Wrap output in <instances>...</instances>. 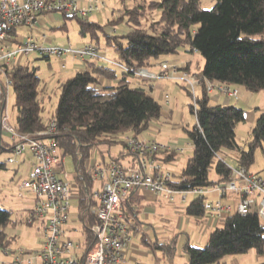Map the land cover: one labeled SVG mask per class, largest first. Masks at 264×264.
Here are the masks:
<instances>
[{"label": "trees", "instance_id": "1", "mask_svg": "<svg viewBox=\"0 0 264 264\" xmlns=\"http://www.w3.org/2000/svg\"><path fill=\"white\" fill-rule=\"evenodd\" d=\"M123 14L127 15L128 30L105 33V43L115 55L110 59L123 67L97 59L80 63L72 75L58 84L57 100L46 120L41 114L44 88L40 87L36 68L21 63L5 68L6 76L12 80L15 97L13 125L23 132H34L44 129L47 120L53 117L59 130L55 138L61 154L71 155L76 162L78 144L83 153L76 166L80 175L75 179L79 183L82 180L89 182L85 162L94 145L121 142L124 147L120 135L141 134L151 120L159 117L160 103L150 94L147 81L136 77L134 71L139 67L148 68L151 60L162 54L177 53L181 47L189 46L186 51H194L203 58V64L196 72L198 75L217 82L243 85L251 92L264 91V0H214L209 8H203L200 0H144L125 8ZM145 17L148 22L143 24ZM121 19L122 15L108 24L114 25ZM67 20H75L79 34L89 36L90 42L97 45L99 32L103 30L101 25L86 18ZM57 28L66 29V24ZM103 79L115 83L106 84ZM195 108L194 112L191 104L195 122L184 129L192 153L179 174H175L177 178L186 177L187 181L175 183V188L206 186L228 178L227 151L232 153L234 165L246 169L254 162L256 148L261 149L264 157V109L257 114L248 139L240 145L236 127L245 120L243 108L233 104H211L204 90L197 95ZM1 112L0 103V118ZM10 149L11 144L3 139L0 131V154ZM217 154L224 161L216 159ZM174 157L173 152L158 154L163 161ZM114 160L119 162L118 157ZM134 162L132 156L131 163ZM4 169L6 162L0 160V171ZM211 172L214 178H211ZM127 201L129 203V199ZM77 204L83 209L85 198L81 196ZM184 213L192 217L204 216L202 198L193 197ZM93 222L91 217L90 224ZM10 223L11 212L0 207V251L12 242L6 232ZM88 224L83 226L89 239L87 248L91 242ZM172 242H156L155 246L171 251ZM250 249L258 255L264 254V222L252 212H234L220 219L202 246L189 241L182 245L187 258L185 264H219L226 255L246 253Z\"/></svg>", "mask_w": 264, "mask_h": 264}, {"label": "built area", "instance_id": "2", "mask_svg": "<svg viewBox=\"0 0 264 264\" xmlns=\"http://www.w3.org/2000/svg\"><path fill=\"white\" fill-rule=\"evenodd\" d=\"M105 8L104 0H0V131L11 144L7 162L30 160L24 178L17 185V196L23 198L31 194L28 197L31 204L25 209L24 218L27 224L38 223L43 228L41 248L35 251L41 264H123L125 249L134 233L141 231L138 218L127 200L133 192L142 189L167 201L177 194L183 200L201 197L205 215L195 217L198 221L220 220L234 212H252L264 222V174L229 165L230 175L220 182L177 189L174 184L187 181V178H177L175 174L179 173L166 166L158 154L165 151L180 156L184 152L183 146L160 144L141 134L128 133L122 136L123 151L134 156L135 162L98 161L97 150L92 149L85 162L89 182L82 180L79 183L75 179L80 175L76 166L83 153L78 144L75 170L68 179L64 170L65 155L61 154L55 138L59 130L53 117L47 120L44 129L34 132L20 131L9 122L6 103L12 80L6 76L5 68L19 64L24 56L35 54L57 58L61 69L67 68L69 58L79 63L97 59L123 67L108 58L94 43L77 47L46 44L33 34L22 36L17 30L20 27L33 29L41 13L55 12L66 19H74L86 18L88 14ZM111 31L115 32V29ZM158 66V71L139 67L134 75L142 81L170 78L181 82L194 99V112L197 89L206 93L217 90L228 96L239 95L237 89H230L226 83L200 76L178 63L160 61ZM163 100L167 102L169 95L165 94ZM216 159L223 160L220 154ZM81 196L85 198L83 209L77 204ZM71 200L76 202V219L70 216ZM91 217L94 222L90 224ZM85 224H88L91 235L88 248ZM15 260L19 261L20 256ZM133 264L142 263L134 261Z\"/></svg>", "mask_w": 264, "mask_h": 264}, {"label": "rangeland", "instance_id": "3", "mask_svg": "<svg viewBox=\"0 0 264 264\" xmlns=\"http://www.w3.org/2000/svg\"><path fill=\"white\" fill-rule=\"evenodd\" d=\"M106 2V8L104 10H101L99 12H93L88 14L86 19L88 21L96 22L103 28L102 31L99 32V42H97V45L100 47V50L108 55H112V49L109 45L105 43V33L107 35H110L112 33L111 30L113 29H120L121 30H128L127 24L125 22L127 15L123 14L125 8H131L133 7L137 2H142L144 0H104ZM148 1V0H145ZM214 0H200V5L203 8H209L213 5ZM122 15L123 19H121L118 23H115L114 25H109L108 22L112 19H118ZM40 16V15H39ZM42 17V16H40ZM158 15H156L157 17ZM63 20V19H62ZM148 22V18L145 17L143 20V24ZM62 23L66 24V29H63L64 37L68 35L69 40L73 41V38H77L79 40L84 41H92L89 36H82L79 34L77 30V23L75 20H65L64 22L58 21L55 24L53 23V26H58ZM43 31L45 34H47L48 37L55 36L58 32L60 34V31L58 28L55 29H49L46 26H42ZM19 32L26 36L28 34H33L34 30L20 27ZM120 33V32H119ZM67 39V37H66ZM70 42V41H69ZM94 42V41H93ZM68 43V42H67ZM72 46H76L77 44L68 43ZM189 48V46L181 47L178 49L177 53H167L162 54L158 58H155L154 60H159L161 58L166 59H179L182 56H187L188 59L191 58L190 61V68L192 71H197L200 66L203 63V58L200 54L195 52L186 51ZM108 57V56H107ZM109 58V57H108ZM70 60V59H69ZM21 64H27L29 67H35L37 70V73L40 76V87L44 88V93L42 96V103L44 106V109L42 110L41 114L43 118L46 120L52 113L53 108L55 106V102L57 100V94H58V84L61 82V80H64L66 77L72 75L75 70L73 69L71 63L67 62V68L61 69L58 66V60L57 58L50 57L48 59L44 58H38L37 55L31 54L28 56L22 57L20 60ZM163 84H164V90L168 93L169 96H171V99L173 100L175 97L178 98V95H181L185 99L184 107L186 110V123H188V126H191L195 122V115L191 112V104H194V99L191 94H189L187 88L179 81H175L170 78H159ZM132 84L134 83L131 81ZM135 84V83H134ZM200 90L197 89L196 94L199 95ZM195 94V96H196ZM180 99V98H178ZM14 93L12 88H9L8 90V96H7V111L9 115V122L14 123L16 110L14 107ZM213 103V101H211ZM243 108L246 110L252 109L256 110V112H259L264 109V91H254L252 92V98L249 100V103L246 105H243ZM258 114V113H257ZM252 127V122H249L248 120L241 122L236 127V139L237 142L240 145H243L245 140L248 139L250 130ZM184 133L183 130H180V134ZM182 135V134H181ZM3 139L5 138V135H2ZM121 137V135H120ZM114 149L113 151L117 149H122V146L119 142H113ZM184 152L180 155L183 160H185L188 156L192 153V145L190 141H187V143L183 144ZM107 145L104 143H98L94 145L93 150H98L97 154V160L98 161H104L105 163L110 161V156L108 152L106 151ZM81 151V149H80ZM10 155V151L3 152L0 154V160L6 162V169L0 171V207L4 209H8L11 212V219L12 223H10L6 227V232L8 235L12 238L11 246L13 248H26L28 253H32V255L35 253L36 250H39L41 248V240L43 238V228L38 223H33L32 225H29L25 222V206L29 205V198L31 197V194L25 195L23 198H19L17 196V185L19 182L24 178L25 173L29 167L30 160L25 159L22 162H15V163H9L6 161L7 157ZM232 153L227 151L225 153L226 161L229 165H234V161L232 159ZM21 158V157H19ZM64 170L67 172L69 177L74 173V160L71 155H65L64 156ZM250 171L258 172L260 174H264V157L261 152L260 148H256L254 153V162L250 166ZM211 178H214V174L211 172L210 174ZM62 177H64L62 175ZM65 178V177H64ZM191 200V197H187L184 203H181L178 199L175 200V205L183 206V208L189 203ZM76 202L74 200H71V213L70 216L73 219H76L78 216L75 210L73 209ZM178 209V208H177ZM176 208H172L168 213H175L181 212L184 213V210H177ZM156 213H161L160 211ZM167 213V212H166ZM184 217L191 219V216L184 215ZM166 221L159 219H153L151 218L148 221H144V219L139 217V221L142 222L143 228L146 230L145 234L147 235V238L149 241H154L155 237L158 239H172L173 240V253L171 254V257L173 258V262L175 264H181L182 261H187V258L182 250V245L186 240H189L190 243L193 241H197L194 244H201V246L206 243L208 235H205L206 241H200L199 239L194 237V234L197 233V229L200 228V225L196 227L195 224H192L193 221L191 220L190 223L186 224L185 220L182 224V229L174 230V233H170V229L168 228L169 225L175 224V221L177 222V218L173 216H166ZM137 239L134 237V240L138 242L140 245V249L147 252L145 256L139 257V260L143 264H158L160 261V264H170L169 263V257L168 254L164 249L156 248L154 252L152 251L151 246L148 244L149 242L145 241L146 237L143 234V232L139 231L137 232ZM136 235V233H134ZM158 256V261L156 262V256ZM264 262V254L258 255L255 253L253 249L248 250L246 253H240L235 255H226L224 256L219 264H260ZM216 264V263H214Z\"/></svg>", "mask_w": 264, "mask_h": 264}, {"label": "crops", "instance_id": "4", "mask_svg": "<svg viewBox=\"0 0 264 264\" xmlns=\"http://www.w3.org/2000/svg\"><path fill=\"white\" fill-rule=\"evenodd\" d=\"M40 16H42V17H40ZM40 16H39L40 18H37V23H36L35 27L32 29V30H34V33L36 34L35 37L37 38L38 41H42L46 44H56V45H61V46L71 45L68 43L77 44L74 47L81 46L85 43H91L89 41L79 40L77 38H73L74 40L71 41V40H69L68 35L64 37L63 31H62L63 29H60V28H58V30L60 31V34L58 32H56L57 34L55 36L48 37L47 34L44 33L42 26H46L49 29H55L59 25L53 26L52 25L53 23L55 24L58 21L64 22L65 20L63 19V17L59 13H55V12L41 13ZM77 30H78V25H77ZM115 31H116V33L117 32L123 33L125 30L120 31V29H115ZM17 32L20 35H22L19 32V29L17 30ZM22 36H24V35H22ZM66 37H67V39H66ZM107 56L109 58H114L115 55L114 54H112V55L107 54ZM166 58H168V57L165 56V58H161V59L156 60V61L151 60L150 65L147 67L153 71H158L159 70V66H158L159 62L160 61H168V62L178 63V64L184 66L185 68H187L191 72H198V70H199V69L197 71L191 70L190 61H191L192 56L190 59H188L187 56H182L179 59H172V60L171 59L168 60ZM69 59H67V62L69 61L71 63L74 70L76 69V67L80 66V63L78 61L71 60V59L69 60ZM159 80H161V79H156L153 81H147L146 83H147L148 89L150 90V94L160 103V106H161L160 115L157 119H153L149 122L147 129L144 130L141 133V135H143L148 140H154L160 144L183 145V144L187 143V141H190L189 138L187 137L186 133H185V130H184L188 124V123H186V120H185L186 119V110L184 107L185 99L183 96L178 95V98H180V99L175 97L172 100L171 96H169V100L167 102H165L163 100V97L165 94H168V93L164 90V84ZM103 82L106 84L115 83V81L113 82L112 80H105V79H103ZM226 85L230 89H237L239 95L237 97L228 96L222 92L214 90V91L208 93L209 102L211 104H216V103L233 104V105H236L238 107L243 108L242 104L246 105L249 103V100L252 98V92L249 91L245 86L234 85V84H229V83H226ZM199 92H201V90ZM211 101H213V103ZM244 111H245V120L244 121L248 120L249 122H252V125H253L254 120L257 116V113H259V112H256V110H252V109H249V110L244 109ZM181 129L184 132V133H181L182 135L180 134ZM121 137H120V139H121ZM119 143L121 144V142H119ZM112 144L113 143H111L110 145H107V148H106V151L108 152V154L110 156V160H114L115 158L118 157L119 162H121L123 164H131L132 156L126 154L123 151V147H122V149L116 148L113 151L114 145H112ZM96 152H97V154L99 153L98 150ZM119 153H121L120 156H119ZM188 158H189V156L185 160H183L181 156H176L173 159L164 160V162H165V165L168 166L170 169H172L176 173H179L181 171V169L185 166ZM177 199L181 203H184L186 200V199L183 200L182 196L177 194L174 196V198L172 200L167 201V200L159 198L158 196L154 195L152 192H150L146 189H142V190L135 191L130 195L129 205L132 208V210L134 211L135 215L137 216L138 221H139V217L144 219V221L145 220L148 221L151 218L157 219V217L159 219L166 221V220H168L165 218L166 216L170 217V216L174 215L177 218V222L175 221V224L169 225L168 228L170 229V233H174L175 229L176 230L182 229V224H183L184 220H185L186 224L190 223L192 220L193 223L192 222L191 223L195 224L196 227H198V225H200V228L197 229V231H196L197 233L194 234V237L199 239L200 241L201 240L206 241L207 236L205 237V235H207L212 230V228L219 225V220L209 218V219H202L201 221H198L195 217H192V216H191V219L184 217V215H186L185 213H181V212L179 213L176 211H175V213H168L172 208H176V209L178 208L177 210H180V209L184 210V208H185V207L183 208L184 205L183 206L179 205V207H178V205L174 204L175 200H177ZM30 204H31V201L29 202V205L25 206L24 208L27 209L30 206ZM73 209L77 213L76 207H73ZM158 211H160L161 213H156ZM139 225H140L141 231L143 232V234L146 237L145 241L149 242L148 244L151 246L153 252L156 249V246H155L156 242L158 244H161V243H166L167 241L172 240L171 238L170 239H168V238L167 239H164V238L158 239L157 237H155L154 241H149V239L147 238V235L145 234L146 230L143 228L141 221H139ZM137 235L138 234L136 233V235H133V236L136 238ZM134 237H132L131 243L128 246V248L125 249L123 264H133L134 261L141 262V260H139V257L145 256V254H147V252L140 249V245L138 244V242L136 240H134ZM186 241H189V240H186ZM195 242H197V241L195 240L192 243L194 244ZM195 245H199V244H195ZM173 246H174V244H173ZM199 246H201V244ZM25 249L26 248H18V249L13 248L10 244V246L7 249H5L4 251H0V264H41L39 258L36 256L35 253L32 255V253H28L27 250H25ZM22 251H24V252H22ZM166 253L168 254V256L170 255L169 263L175 264L173 262V258L171 257V254L173 253L172 249H171V251H166ZM17 256H20V260L16 262L15 258ZM158 258L159 257L156 256V262L158 261ZM185 263H186L185 260L181 262V264H185ZM158 264H160V261Z\"/></svg>", "mask_w": 264, "mask_h": 264}]
</instances>
